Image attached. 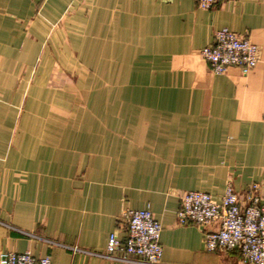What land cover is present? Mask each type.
<instances>
[{
	"label": "crops",
	"instance_id": "obj_1",
	"mask_svg": "<svg viewBox=\"0 0 264 264\" xmlns=\"http://www.w3.org/2000/svg\"><path fill=\"white\" fill-rule=\"evenodd\" d=\"M222 28L257 45L248 76L201 57ZM228 181L264 201V0H0V255L144 264L107 246L150 209L161 264H250L178 221Z\"/></svg>",
	"mask_w": 264,
	"mask_h": 264
},
{
	"label": "built area",
	"instance_id": "obj_2",
	"mask_svg": "<svg viewBox=\"0 0 264 264\" xmlns=\"http://www.w3.org/2000/svg\"><path fill=\"white\" fill-rule=\"evenodd\" d=\"M203 10H211L226 0H195ZM201 57L215 75L238 69L248 76L258 65V47L229 28L218 30L211 44L203 48ZM262 188L252 184L244 193L235 191L232 181L226 184L220 198L203 191H190L181 198L178 221L181 225L206 228L205 245L210 253L238 251L250 264H264V201ZM127 236L120 239L112 233L108 255L136 257L144 264H161L162 225L150 209L130 210L122 214ZM0 264H52L50 256L36 258L31 253L4 252Z\"/></svg>",
	"mask_w": 264,
	"mask_h": 264
},
{
	"label": "rangeland",
	"instance_id": "obj_3",
	"mask_svg": "<svg viewBox=\"0 0 264 264\" xmlns=\"http://www.w3.org/2000/svg\"><path fill=\"white\" fill-rule=\"evenodd\" d=\"M71 68V62H69V64L67 65V67L65 68V74L69 75V76H73L76 74V71H73L70 69ZM74 77V76H73Z\"/></svg>",
	"mask_w": 264,
	"mask_h": 264
}]
</instances>
